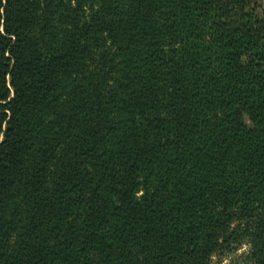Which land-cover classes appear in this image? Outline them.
<instances>
[{"label": "trees", "instance_id": "obj_1", "mask_svg": "<svg viewBox=\"0 0 264 264\" xmlns=\"http://www.w3.org/2000/svg\"><path fill=\"white\" fill-rule=\"evenodd\" d=\"M264 264V0H0V264Z\"/></svg>", "mask_w": 264, "mask_h": 264}, {"label": "rangeland", "instance_id": "obj_2", "mask_svg": "<svg viewBox=\"0 0 264 264\" xmlns=\"http://www.w3.org/2000/svg\"><path fill=\"white\" fill-rule=\"evenodd\" d=\"M248 247L243 245L240 249L234 252L232 255H223L214 257L211 261V264H239L241 261L240 256L247 252Z\"/></svg>", "mask_w": 264, "mask_h": 264}]
</instances>
